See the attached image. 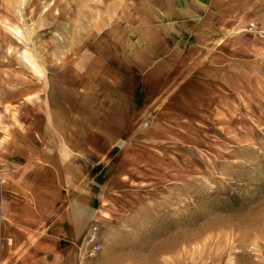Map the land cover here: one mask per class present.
Masks as SVG:
<instances>
[{"label": "rangeland", "instance_id": "374dc122", "mask_svg": "<svg viewBox=\"0 0 264 264\" xmlns=\"http://www.w3.org/2000/svg\"><path fill=\"white\" fill-rule=\"evenodd\" d=\"M164 5L0 0V264H264V0Z\"/></svg>", "mask_w": 264, "mask_h": 264}, {"label": "crops", "instance_id": "0c3cea01", "mask_svg": "<svg viewBox=\"0 0 264 264\" xmlns=\"http://www.w3.org/2000/svg\"><path fill=\"white\" fill-rule=\"evenodd\" d=\"M223 1L230 0H165V7L161 8L160 16L162 17L161 23L157 22L156 26L154 24V18L149 22L151 26L154 27V39H163L166 44H174L175 41L182 39H191L196 28H198L202 21H204L211 13L219 11V3ZM160 21V20H159ZM147 26V25H146ZM143 34V31L140 32ZM154 43H158L157 41ZM161 57V56H160ZM158 57V59L160 58ZM155 59V56H154ZM23 168V172L26 170V164L20 166ZM36 169L41 171V166L36 165ZM93 174V179H96L95 171H90ZM23 177L25 182L26 178ZM87 200V197L85 198ZM72 219H74L72 217ZM76 226V223H69V227ZM78 250L77 245L74 243H62L59 244L53 252H59L58 256H55L53 264H66L74 258L71 254L72 252ZM39 250L38 252H40ZM44 252L47 250L44 249ZM44 255L36 256L38 259L33 260L34 264H42ZM45 257V256H44Z\"/></svg>", "mask_w": 264, "mask_h": 264}]
</instances>
